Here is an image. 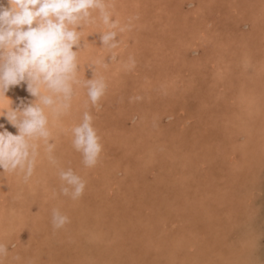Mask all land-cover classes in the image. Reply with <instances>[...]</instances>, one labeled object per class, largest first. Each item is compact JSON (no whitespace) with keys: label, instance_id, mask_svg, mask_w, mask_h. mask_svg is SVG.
<instances>
[{"label":"rangeland","instance_id":"rangeland-1","mask_svg":"<svg viewBox=\"0 0 264 264\" xmlns=\"http://www.w3.org/2000/svg\"><path fill=\"white\" fill-rule=\"evenodd\" d=\"M109 3L125 28L118 46H102L97 22L81 30L79 52L80 79L108 84L91 109L101 162L85 168L71 147L87 101L78 87L50 127L60 166L85 192L59 194L42 141L30 180L0 172V264H264V154L249 161L240 149L252 139L264 152V0ZM34 99L12 87L0 114ZM0 124L17 132L4 115ZM53 208L70 218L63 229Z\"/></svg>","mask_w":264,"mask_h":264},{"label":"clouds","instance_id":"clouds-1","mask_svg":"<svg viewBox=\"0 0 264 264\" xmlns=\"http://www.w3.org/2000/svg\"><path fill=\"white\" fill-rule=\"evenodd\" d=\"M111 7L109 0H8V7L0 5V97L10 88L26 84L27 92L35 98L29 103L21 101L15 108L10 107V101L0 114L17 129L13 134L0 124L4 129L0 131V172L30 180L42 141L49 164L57 169L59 194L73 201L83 196L86 181L72 167L60 166L50 124L70 115L76 89H86L85 110L70 128L71 147L80 154L85 168H95L101 162L103 144L91 109L100 107L108 84L94 73L91 79H80L79 52L81 30L97 22L106 26L99 32L102 46H118L116 37L125 28L112 18ZM96 63L100 61L93 66ZM51 223L54 230H60L70 218L53 208ZM8 253L9 246L0 242V261Z\"/></svg>","mask_w":264,"mask_h":264},{"label":"bare ground","instance_id":"bare-ground-1","mask_svg":"<svg viewBox=\"0 0 264 264\" xmlns=\"http://www.w3.org/2000/svg\"><path fill=\"white\" fill-rule=\"evenodd\" d=\"M263 34V33H262ZM245 52V51H244ZM249 97H251V96H249ZM248 100H250V99H248ZM256 101V100H255ZM248 104H250L249 102H248ZM247 109V112L248 111H250V108L249 107H246L245 108V110ZM227 132V131H226ZM121 137V136H120ZM230 137V136H229ZM122 138V137H121ZM126 140V139H125ZM254 145L252 144V139H250V140H248V139H246V141L244 142V144H243V146L240 148L242 151V154L243 155H246V152H249V156H248V158L247 159H249V161L251 160V161H254L255 159H256V161H257V158L259 157V156H261V155H263L264 154V152H258L257 151V153H256V150H251V148L253 147ZM251 147V148H250ZM238 148V147H237ZM253 149H254V147H253ZM251 150V151H250ZM232 154V153H231ZM233 156V155H232ZM259 159V158H258ZM231 160H234V157L233 158H231ZM245 164L246 163H248V161H243ZM243 162H241L242 164L240 165V166H238L239 168L241 167V166H243ZM245 166V165H244ZM132 168V167H131ZM232 171V170H231ZM231 174V173H230Z\"/></svg>","mask_w":264,"mask_h":264}]
</instances>
